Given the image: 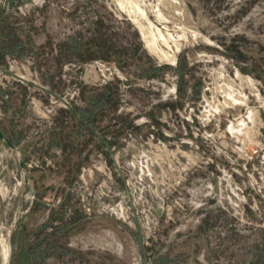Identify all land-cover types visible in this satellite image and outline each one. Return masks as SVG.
Masks as SVG:
<instances>
[{
    "label": "rangeland",
    "instance_id": "1",
    "mask_svg": "<svg viewBox=\"0 0 264 264\" xmlns=\"http://www.w3.org/2000/svg\"><path fill=\"white\" fill-rule=\"evenodd\" d=\"M0 11V264H264V0Z\"/></svg>",
    "mask_w": 264,
    "mask_h": 264
},
{
    "label": "trees",
    "instance_id": "2",
    "mask_svg": "<svg viewBox=\"0 0 264 264\" xmlns=\"http://www.w3.org/2000/svg\"><path fill=\"white\" fill-rule=\"evenodd\" d=\"M10 15L8 13L0 11V64L5 62V57L9 56H16L18 58L23 57L26 49L23 43L14 37L15 33L13 32L10 24H9ZM98 33L100 31L98 30ZM73 49H75L77 55L79 57L87 56L91 57L92 54L98 53L104 55V59H108L109 54H111V48L107 46V41L103 39H95L90 40L87 42L77 41L75 40L73 43ZM97 50H100L99 52ZM91 59H83L82 62L88 61ZM162 68L158 69L159 71ZM183 82H184V75L180 74V82L178 93L180 95L179 98H184L185 93L183 92ZM111 95L104 93L100 99L97 101V108L104 109L107 103L109 102ZM82 116V117H81ZM81 116L78 114V118L81 121V125H85L86 123H90L92 119L91 113H84L82 112ZM129 126H131L129 124Z\"/></svg>",
    "mask_w": 264,
    "mask_h": 264
},
{
    "label": "water",
    "instance_id": "3",
    "mask_svg": "<svg viewBox=\"0 0 264 264\" xmlns=\"http://www.w3.org/2000/svg\"><path fill=\"white\" fill-rule=\"evenodd\" d=\"M0 143L2 145H4V144L7 145L8 148L11 149L12 151H17L16 147L12 144L10 139L1 130H0Z\"/></svg>",
    "mask_w": 264,
    "mask_h": 264
},
{
    "label": "bare ground",
    "instance_id": "4",
    "mask_svg": "<svg viewBox=\"0 0 264 264\" xmlns=\"http://www.w3.org/2000/svg\"><path fill=\"white\" fill-rule=\"evenodd\" d=\"M155 40V39H154ZM172 62V61H171ZM173 62H175V60L173 61Z\"/></svg>",
    "mask_w": 264,
    "mask_h": 264
}]
</instances>
